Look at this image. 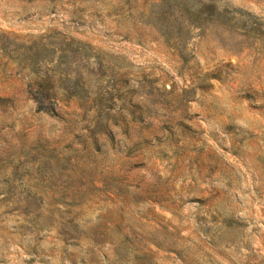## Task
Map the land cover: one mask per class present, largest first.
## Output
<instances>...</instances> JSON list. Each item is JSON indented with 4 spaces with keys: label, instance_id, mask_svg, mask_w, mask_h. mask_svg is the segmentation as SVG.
I'll return each mask as SVG.
<instances>
[{
    "label": "rangeland",
    "instance_id": "1",
    "mask_svg": "<svg viewBox=\"0 0 264 264\" xmlns=\"http://www.w3.org/2000/svg\"><path fill=\"white\" fill-rule=\"evenodd\" d=\"M0 264H264V0H0Z\"/></svg>",
    "mask_w": 264,
    "mask_h": 264
},
{
    "label": "trees",
    "instance_id": "2",
    "mask_svg": "<svg viewBox=\"0 0 264 264\" xmlns=\"http://www.w3.org/2000/svg\"><path fill=\"white\" fill-rule=\"evenodd\" d=\"M179 42H180V43H183V42H184V39H183V38H180V39H179Z\"/></svg>",
    "mask_w": 264,
    "mask_h": 264
}]
</instances>
